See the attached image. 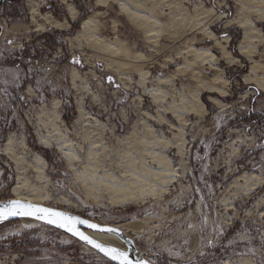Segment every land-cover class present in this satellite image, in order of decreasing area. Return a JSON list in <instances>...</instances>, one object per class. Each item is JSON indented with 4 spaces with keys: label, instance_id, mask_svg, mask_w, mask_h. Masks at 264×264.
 <instances>
[{
    "label": "rangeland",
    "instance_id": "374dc122",
    "mask_svg": "<svg viewBox=\"0 0 264 264\" xmlns=\"http://www.w3.org/2000/svg\"><path fill=\"white\" fill-rule=\"evenodd\" d=\"M248 113L264 119V0L0 8V202L117 227L152 264H264V126ZM142 175L133 202L108 189ZM0 264L113 263L20 220L0 227Z\"/></svg>",
    "mask_w": 264,
    "mask_h": 264
},
{
    "label": "snow or ice",
    "instance_id": "6c2138e0",
    "mask_svg": "<svg viewBox=\"0 0 264 264\" xmlns=\"http://www.w3.org/2000/svg\"><path fill=\"white\" fill-rule=\"evenodd\" d=\"M12 217H30L35 220L43 221L49 225L64 229L73 236L78 237L81 241L98 249L110 260L116 264H146L145 261L130 258L127 251H121L117 247H106L91 239L80 230L81 225L87 229L99 232L116 233L115 228H103L96 223H91L88 219H82L79 216L69 215L68 213L55 211L48 207L33 205L31 203H22L19 200H10L0 204V222L6 221Z\"/></svg>",
    "mask_w": 264,
    "mask_h": 264
},
{
    "label": "bare ground",
    "instance_id": "6f19581e",
    "mask_svg": "<svg viewBox=\"0 0 264 264\" xmlns=\"http://www.w3.org/2000/svg\"><path fill=\"white\" fill-rule=\"evenodd\" d=\"M90 25V20H88V22H86V26H89ZM16 147V143L14 142L13 138H10L8 143H7V149L5 150V153L9 156V159L11 160V162L15 165V169L16 171L19 173V174H25L26 172H28V170L31 168L30 165L32 164H29L27 165L25 162V160L23 159H18L16 157V153L14 151V148ZM40 159V158H39ZM43 161V160H42ZM38 163V162H37ZM41 165V164H40ZM33 168H35L33 166ZM37 169V168H36ZM31 170V169H30ZM37 172V171H36ZM19 176V175H18ZM156 176H158V174H156ZM131 177V176H130ZM244 177V180L246 182L249 181V178H247L246 176H243ZM18 178V177H17ZM22 180V179H21ZM153 180L151 177L149 176H136V177H131L130 181H129V185L128 187H125V186H114L111 182V185L109 186L108 185V189L115 192V194H118V195H126V196H129L131 197L133 195V193H135L136 191H141V189H144V187L148 186L149 183H151ZM20 184V183H19ZM22 189V188H21ZM146 190V189H145ZM14 191L17 193L19 191V187H15L14 188ZM21 193V192H20ZM19 193V194H20ZM143 193V192H142ZM141 194V193H140ZM135 199L137 198H134V197H131L129 199V202H133L135 201ZM17 200H21V201H26V202H32V203H36L38 204L39 202L38 201H35V200H23L22 198H18ZM37 200V199H36ZM42 205V204H41ZM26 221L27 223L30 222L28 220H24ZM88 235L93 238L94 240L100 242V243H103L105 245H108V246H112V247H117L118 249H121V250H124V245H122V243L119 241V239L114 236V235H110V234H101V233H96V232H89ZM126 235H128L126 233Z\"/></svg>",
    "mask_w": 264,
    "mask_h": 264
},
{
    "label": "water",
    "instance_id": "95a60500",
    "mask_svg": "<svg viewBox=\"0 0 264 264\" xmlns=\"http://www.w3.org/2000/svg\"><path fill=\"white\" fill-rule=\"evenodd\" d=\"M7 0H0V8L6 3ZM12 200H17V199H12ZM10 201V200H8ZM8 201H1L0 204H3V203H6ZM20 202L22 203H31L33 205H37V206H42V207H48V208H51L55 211H61V212H65V213H68L69 215H73V216H79L77 214H73V213H70V212H67V211H64V210H60V209H56V208H53V207H49V206H45V205H41V204H36V203H32V202H26V201H21L19 200ZM81 217V216H79ZM82 219H86V218H83L81 217ZM20 220H28V221H31V222H35V223H39V224H42V225H46V226H49V227H52L60 232H63L71 237H73L74 239L78 240L79 242H81L83 245L87 246L88 248H90L91 250L99 253L100 255H102L104 258L108 259L109 261H111L113 264H116L115 261H112L110 260V258L106 257L102 252H100L98 249H95L93 248L91 245L85 243L84 241H81L78 237L76 236H73L71 233H68L66 232L64 229H61V228H57L53 225H49L43 221H39V220H35L33 218H30V217H12V218H9L8 220L6 221H2L0 222V227L3 226V225H6V224H9V223H12V222H16V221H20ZM91 223H96V222H93L91 220H89ZM98 224V223H96ZM100 225L101 227L103 228H115L117 229L118 231L116 233H107V232H99V231H93L91 229H87L85 228L83 225L79 226L80 227V230L83 231L85 233V235H88L89 232H96V233H101V234H110V235H114L116 236L119 241L122 243V245H124V250H121V251H127L129 253V256L131 259H133V261L139 259V260H142V261H145L146 264H152L150 263L147 259H145L143 256H141L137 249H136V245L134 243V240L131 239L128 235H126V233L124 231H122L121 229L117 228V227H114V226H109V225H102V224H98ZM89 236V235H88ZM90 237V236H89ZM91 238V237H90ZM93 239V238H91ZM94 240V239H93ZM96 241V240H95ZM97 243L99 244H102L106 247H112V246H108V245H105L103 243H100L98 241H96Z\"/></svg>",
    "mask_w": 264,
    "mask_h": 264
},
{
    "label": "trees",
    "instance_id": "16d2710c",
    "mask_svg": "<svg viewBox=\"0 0 264 264\" xmlns=\"http://www.w3.org/2000/svg\"><path fill=\"white\" fill-rule=\"evenodd\" d=\"M8 1V0H7ZM6 1V2H7ZM15 1V0H14ZM16 1H18V0H16ZM80 11H83L81 8H80ZM82 20H80V22H81ZM80 22H78V23H80ZM21 67H23V65H21ZM256 115L255 114H253V113H248V115H247V117H245V119H244V122H247V123H249L250 124V126H252V127H261L262 125L264 126V119H262V121H257V119H256Z\"/></svg>",
    "mask_w": 264,
    "mask_h": 264
}]
</instances>
